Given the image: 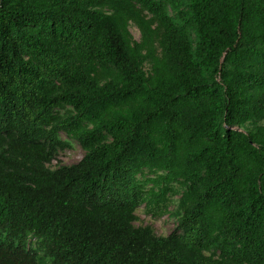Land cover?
Here are the masks:
<instances>
[{
	"label": "trees",
	"instance_id": "trees-1",
	"mask_svg": "<svg viewBox=\"0 0 264 264\" xmlns=\"http://www.w3.org/2000/svg\"><path fill=\"white\" fill-rule=\"evenodd\" d=\"M0 264H264V0H0Z\"/></svg>",
	"mask_w": 264,
	"mask_h": 264
},
{
	"label": "rangeland",
	"instance_id": "rangeland-1",
	"mask_svg": "<svg viewBox=\"0 0 264 264\" xmlns=\"http://www.w3.org/2000/svg\"><path fill=\"white\" fill-rule=\"evenodd\" d=\"M131 31L135 39L140 40L141 34L139 30L136 27H132ZM62 138L64 141L71 144V148L58 154L56 161L50 166L52 169H57L60 166H71L77 164L84 156V151L79 143L69 138L66 134H63ZM179 198L180 196H177L173 199V203L170 208L171 211L177 208ZM137 217L138 220L135 222L137 227H152L158 236H168L176 227V221L169 215L155 219L147 214L145 207L138 210Z\"/></svg>",
	"mask_w": 264,
	"mask_h": 264
}]
</instances>
